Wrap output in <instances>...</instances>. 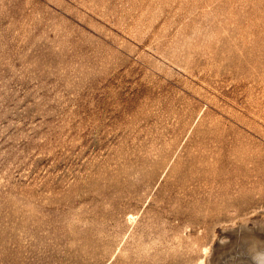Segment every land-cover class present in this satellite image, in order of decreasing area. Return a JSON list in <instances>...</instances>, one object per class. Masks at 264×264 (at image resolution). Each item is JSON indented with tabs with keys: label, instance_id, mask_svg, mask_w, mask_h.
<instances>
[{
	"label": "rangeland",
	"instance_id": "374dc122",
	"mask_svg": "<svg viewBox=\"0 0 264 264\" xmlns=\"http://www.w3.org/2000/svg\"><path fill=\"white\" fill-rule=\"evenodd\" d=\"M255 250L264 0H0V264Z\"/></svg>",
	"mask_w": 264,
	"mask_h": 264
},
{
	"label": "bare ground",
	"instance_id": "6f19581e",
	"mask_svg": "<svg viewBox=\"0 0 264 264\" xmlns=\"http://www.w3.org/2000/svg\"><path fill=\"white\" fill-rule=\"evenodd\" d=\"M253 255L257 259L259 264H264V250H255L253 252Z\"/></svg>",
	"mask_w": 264,
	"mask_h": 264
}]
</instances>
